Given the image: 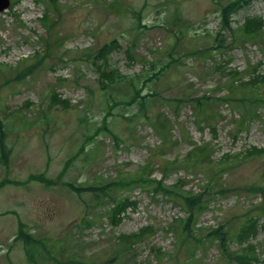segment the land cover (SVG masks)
Returning <instances> with one entry per match:
<instances>
[{"label": "rangeland", "instance_id": "374dc122", "mask_svg": "<svg viewBox=\"0 0 264 264\" xmlns=\"http://www.w3.org/2000/svg\"><path fill=\"white\" fill-rule=\"evenodd\" d=\"M10 2L0 13V139L9 152L5 164L0 148V264H226L213 236L221 227L229 233L231 252L253 244L261 264L264 216L250 241L234 234L263 199L248 188L264 182V154L253 152L264 150V84L251 85L254 69L264 75V31L261 38L232 44L234 36L220 19V5L228 0ZM249 17L264 21V0L238 11L231 19L235 31ZM215 37L229 47L210 51L209 58L190 55L214 49ZM114 40L120 49L109 56V71L131 78L169 65L159 83L143 86V94L158 92L156 107L168 99L209 97L210 121L185 101L177 111L163 106L172 128L173 143L166 148L150 122L129 130L125 120L113 117L111 127L124 134V143L117 146L106 135L89 141L106 114L105 91L97 65L86 63L84 53ZM27 67L33 69L25 74ZM253 94L262 101L251 103ZM196 146L208 148L215 166L231 158L225 173L181 164L168 173L167 186L210 192L189 230L181 204L143 185L111 186V196L99 201L65 185L108 188L152 163L148 169L160 180L165 162L183 161ZM37 175L50 184L32 179ZM121 203L126 207L118 222L114 211ZM21 223L45 246L38 244L36 263L18 239Z\"/></svg>", "mask_w": 264, "mask_h": 264}, {"label": "trees", "instance_id": "16d2710c", "mask_svg": "<svg viewBox=\"0 0 264 264\" xmlns=\"http://www.w3.org/2000/svg\"><path fill=\"white\" fill-rule=\"evenodd\" d=\"M255 0H228V2L223 5L221 4L220 8V19L221 26L224 31H230L233 36L232 44L237 43L242 38L246 39H258L261 38V34L264 31V21L260 18L249 17L246 19L244 24L240 27L239 30H236L232 27V18L238 13V11L249 7L252 2ZM55 5L57 2H53ZM209 36V34H207ZM222 37H215L213 40L212 48L214 49H205L198 50L196 52H190V55H198L201 54L205 58L213 57L211 52L214 50H218L219 52H223L224 48H228L229 46L223 45L224 40L222 41ZM226 44V43H225ZM120 49V45L117 40L112 41L111 43L105 44L101 49L97 51H88L84 53V61L86 63H91L93 65H97L98 73L100 75V86L104 93V104L103 110L106 112L105 117L102 123L95 124V135L90 136L88 138L89 141L95 140V138L100 137V135H106L110 137L113 143L117 146H120L124 143L123 135L115 131L111 127V123L109 121L110 117L114 119L121 118V120H125L128 123V128L131 130L137 123L141 120L150 122L153 126L156 134L161 138L162 147L166 148L172 142V128L170 124V119L163 112V106L175 105V110L184 103L185 101L195 104L196 109H198L200 115L198 118L203 119L205 122L210 121V116L208 115L207 103L210 98L203 96L197 97L193 96L187 99H168L164 102L166 104H162L161 107H156V104L160 102L161 98L158 92L155 90H151L152 93L143 94V86H148L150 83L155 85L162 80V77L167 73L169 65H161L157 68H150V70L144 74L137 75L135 77H120L116 70H108V61L109 56ZM211 51V52H210ZM100 64V65H99ZM154 65V64H153ZM34 67V66H33ZM33 67H27L23 69V72L29 73ZM151 71L153 73L151 74ZM22 77V75L20 76ZM264 84V75L259 73L258 70H253V79H251V85L253 87H258L259 85ZM262 100L257 98V95L253 94L251 98V103L261 102ZM113 108H121L123 112L113 113ZM175 111V112H176ZM2 129H0V134ZM4 135V133H2ZM0 148L2 153V161L7 164L9 152L7 151L4 138L0 139ZM163 148L160 149V153L156 155V157H161L163 152H161ZM207 147H194L190 150L183 161L173 160L170 162H165L162 165V177L160 180L154 179L153 170L148 169L149 167H155L156 164L152 163L151 166H147L142 168V172H138L137 174L128 175L120 179L118 183L108 185V188H97L95 186H87L85 188L76 187L73 183L67 182L65 185L72 190L77 195L82 196L87 193L92 196L93 200L99 201L101 198L110 197L111 196V186H125L131 187L134 184L143 185V188L152 190L154 194H161L163 196L168 197L173 202L181 204L187 211L188 217L186 222H184L185 230H189L188 225L195 224L196 218L201 214V212L205 209V202L207 196L210 195V192L205 190L200 194L183 192V185L177 183L174 186H167L165 184V180L167 178L168 173L174 171L176 166L181 164V168H187V166L194 167H205L208 169H213L215 172L225 171L230 165H228V158L225 157L223 162H220L218 166L214 165V162L211 159V155L207 153ZM254 154L262 155L264 154V150H255ZM215 167L218 168L215 169ZM264 177V176H263ZM32 179L41 181L46 185H49L50 182L43 176L37 175L33 176ZM220 193L226 194L228 192L227 189H223ZM248 190L252 193L258 194L260 193L263 197L262 202L254 206L250 213H245V221L243 224H239L238 226V235L234 234V237L239 241H250L251 237L256 234V232L261 227V224H257V218L260 215L264 216V182L252 185L248 188ZM128 201V200H127ZM126 207V204H118L117 208L114 211L115 218L117 216V221H121V211H123ZM252 213V214H251ZM261 218V217H260ZM25 226L21 223L18 239H22L24 242V246L26 249V254L29 261L32 263H36V253L35 250L38 248V244L45 247L44 244L40 242H36L30 234L25 232ZM226 227H221L213 232V236L219 241V246L221 251L226 259V264H257V257H260L258 254L257 246L253 244H249L247 248L242 249L241 252H231L229 250V233L225 231ZM137 235L132 236L131 238H137ZM127 239H130L127 237ZM123 238L124 240H127ZM129 245H133L129 243ZM118 254V253H117ZM264 264V260L262 261ZM261 263V264H262ZM80 264L81 261H80ZM89 264V263H86ZM259 264V262H258Z\"/></svg>", "mask_w": 264, "mask_h": 264}, {"label": "water", "instance_id": "95a60500", "mask_svg": "<svg viewBox=\"0 0 264 264\" xmlns=\"http://www.w3.org/2000/svg\"><path fill=\"white\" fill-rule=\"evenodd\" d=\"M10 0H0V13L7 10L10 7Z\"/></svg>", "mask_w": 264, "mask_h": 264}]
</instances>
